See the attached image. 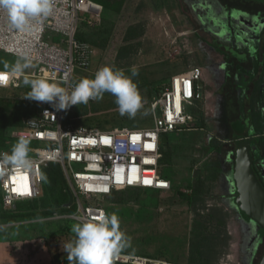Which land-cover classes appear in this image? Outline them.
<instances>
[{"label": "rangeland", "instance_id": "1", "mask_svg": "<svg viewBox=\"0 0 264 264\" xmlns=\"http://www.w3.org/2000/svg\"><path fill=\"white\" fill-rule=\"evenodd\" d=\"M128 35L135 39L127 40ZM54 37L48 30L44 40L55 43ZM263 39L264 0H124L121 11L107 8L102 23L88 31L94 53L86 70L77 69L74 80L92 77L105 65L123 69L127 75L135 67L139 74L133 80L144 106L134 118L121 116L115 97L105 93L99 101L80 104L72 115L90 128L151 127L155 120L152 103L172 75L194 66L206 67L208 61H227L222 53L226 49L240 54L256 45L259 50ZM121 48L130 55L117 58ZM17 58L0 50V70L2 62L12 64ZM34 64L25 74L42 78L41 66ZM220 67L211 71L217 75L230 70L226 65ZM261 81L264 84V72ZM200 85L207 101L188 106L192 116L188 126L169 133V144L163 147L161 173L172 181V188L115 191L98 202L107 213L119 217L120 230L130 237L123 252L184 264H259L264 253L262 227L243 213L228 187L234 156L230 160L227 156L237 137L229 131L226 106L215 104L219 107L216 113L210 109L215 99L209 96L213 88L205 74ZM29 91L20 75H14L9 86L0 87V152L11 151L17 141L14 132L39 110L38 101L24 97ZM262 98L259 111L264 121V90ZM144 111L148 114L143 115ZM235 123L240 134V121ZM60 167L61 181L70 189ZM54 184L57 191L60 183L56 180ZM193 190L200 199L191 206L185 195ZM43 192L42 185L38 198L18 204L19 212L29 214L0 219V264H68L63 246L75 239L71 226L79 220L72 217L73 209L52 213L36 202L29 205ZM0 207L4 208L1 199Z\"/></svg>", "mask_w": 264, "mask_h": 264}, {"label": "built area", "instance_id": "2", "mask_svg": "<svg viewBox=\"0 0 264 264\" xmlns=\"http://www.w3.org/2000/svg\"><path fill=\"white\" fill-rule=\"evenodd\" d=\"M106 9L95 0H53L51 13L29 18V28L24 32L13 29L6 11L0 9V50L17 57L28 53L41 66L42 78L70 90L76 82L77 69L86 70L94 53L89 42L79 38L81 27L99 26ZM48 30L55 33V43L44 40ZM5 75L9 86L14 75ZM202 77L203 69L199 66L172 75L152 103L154 125L142 129L90 128L80 124V117L72 115L80 104L55 110L51 104L38 101L37 114L14 132L17 140L20 136L30 138L29 156L34 167L31 171L11 170L0 175L4 208L15 209L19 203L35 200L42 194L43 170L49 163H59L64 169L73 196L68 208L73 209L72 217L76 220L101 211L107 213L98 200L115 191L170 190L172 181L161 173L162 138L188 126L192 119L188 106L204 98ZM16 176H24L27 181L16 184ZM19 186L26 189L17 191ZM113 261L184 264L123 251Z\"/></svg>", "mask_w": 264, "mask_h": 264}, {"label": "clouds", "instance_id": "3", "mask_svg": "<svg viewBox=\"0 0 264 264\" xmlns=\"http://www.w3.org/2000/svg\"><path fill=\"white\" fill-rule=\"evenodd\" d=\"M53 8V0H0V9L6 11L10 26L20 32L29 28V18L47 17ZM3 63L0 71V86H6L5 73L22 76V83L30 87L24 96L39 102H47L55 110H67L73 105L99 101L105 93L115 97L121 116L134 118L143 108L142 95L134 82L138 69L133 67L131 75L123 69L105 65L92 77H84L75 82L71 89L45 78H31L25 70L35 67L28 53L18 56L14 63ZM147 111L143 115H147ZM30 138L20 136L10 152H0V175L11 170L31 171L34 161L29 156ZM45 180L47 177H43ZM75 239L63 246L68 264H112L122 249L130 245V237L120 230L119 217L115 213L99 212L95 216L81 217L71 226Z\"/></svg>", "mask_w": 264, "mask_h": 264}, {"label": "crops", "instance_id": "4", "mask_svg": "<svg viewBox=\"0 0 264 264\" xmlns=\"http://www.w3.org/2000/svg\"><path fill=\"white\" fill-rule=\"evenodd\" d=\"M88 36V35H87ZM256 45H253V49L246 52H242L239 54L238 51L235 50H224L222 53H225V58L221 59V62L214 63L212 61H208L207 66H203V74L207 77V80L209 84L212 85V93L209 95L211 99H215L214 107H210L212 111L216 113V110L219 108L215 107V104H224L226 106V110H224V114L227 115V120L230 121L229 123V131H232V135L235 137H238L236 124L235 122L240 121L238 125L241 127L240 132L244 133L245 135H249L245 138H251L255 136V127L252 125V120L254 119L252 116V109H251V99L254 95V91L256 88L261 89L263 92L264 90V84L261 81L263 72H264V39H263V46L260 47V49L255 48ZM262 51V53H261ZM261 53V54H260ZM229 58V61H228ZM211 62V63H210ZM220 64V65H219ZM223 65V67L226 65L230 68L229 71L222 72L216 75L214 74L212 68H221L220 66ZM231 66H233V69L231 70ZM216 70V72H217ZM227 73V75H225ZM216 75V76H215ZM240 79V82L238 81ZM228 80V81H227ZM205 98V99H204ZM204 100L207 101L206 96L204 95ZM208 98V102L212 103ZM244 98V99H243ZM237 103L235 104V102ZM249 101L248 103H246ZM237 108H236V107ZM247 122L246 125H244ZM252 130V131H251ZM230 135V134H229ZM168 137V134L165 135ZM238 140L235 139V141ZM169 139L166 143L162 144L163 146H166V144H169ZM177 144V143H175ZM237 147V146H236ZM256 150V148H254ZM163 153V152H162ZM234 156L233 163L230 161H227V167L230 168V163L232 165V170H234L235 166V148L234 150L230 149V153L227 156V160H230L232 156ZM163 158V157H162ZM162 160V159H161ZM231 169V168H230ZM232 170L231 172L228 171L230 178L232 180V185L229 181L228 187L232 190V194H234V190L236 188L235 179L234 176H232Z\"/></svg>", "mask_w": 264, "mask_h": 264}, {"label": "trees", "instance_id": "5", "mask_svg": "<svg viewBox=\"0 0 264 264\" xmlns=\"http://www.w3.org/2000/svg\"><path fill=\"white\" fill-rule=\"evenodd\" d=\"M97 2H100L102 4H104L108 9L114 10V11H121L123 5H124V0H115L114 2H112V0H95ZM132 28V27H131ZM130 28V29H131ZM90 29L86 27V25H82L81 27V32L79 34V38L82 40H86L88 41V31ZM127 40H133L135 39V36H131L128 35L126 36ZM130 54L129 53H125L123 51V48H121L117 54V58L119 59H123L128 57ZM168 84V82L163 86V88L158 92L157 96L160 94V92L165 88V86ZM262 96H263V92L261 91V89L256 88L254 91V95L252 96L251 99V109H252V116H253V126L255 127V136L251 137L253 143H252V154L254 156V161H253V166L254 169L261 181V183L264 186V121L261 120L262 118V114L260 110V103H262ZM238 135V140L241 138H245L249 135H245L244 133L239 134V132L236 133ZM235 141L236 146H237V141ZM168 145V144H166ZM236 146H235V151H236ZM166 147V146H163ZM162 147V152H163V158L161 160V167H162V162L164 161V154L166 153ZM258 151L255 152V148ZM217 149V148H216ZM167 158V157H166ZM214 174V173H213ZM47 177V179L45 180L43 178V196L34 201V202H29V205H32L36 202L37 206H42V208L44 210H46L47 212H55V211H66L69 210L71 208H68L69 203H70V189L68 188V186L63 182V180L61 181V179L63 178V172L62 169L60 167V164L58 163H49L43 170V177ZM232 176H234V170H232ZM56 180L59 181L60 185L58 190H53L54 186H55V182ZM235 195V200L238 201V192L237 189L234 190V194ZM185 198L187 200V202L191 205L194 206L196 204V202L200 199V194L198 193L197 190H193L192 193L186 194ZM1 199V204L3 205V197L2 194L0 196ZM40 202V203H39ZM239 202V201H238ZM28 203V202H25ZM4 207V206H3ZM244 213V212H243ZM29 214V212H19L18 211V205L15 209H4L0 207V219L3 218H12V217H17V216H23ZM263 230V235L262 238L264 236V229ZM261 260V259H260ZM112 264H121L115 261H112Z\"/></svg>", "mask_w": 264, "mask_h": 264}, {"label": "water", "instance_id": "6", "mask_svg": "<svg viewBox=\"0 0 264 264\" xmlns=\"http://www.w3.org/2000/svg\"><path fill=\"white\" fill-rule=\"evenodd\" d=\"M167 140L168 137L163 136L162 142L166 143ZM252 143L251 138L237 141L234 179L241 210L264 229V186L253 166ZM72 203L73 196L70 193L69 205ZM259 264H264V253Z\"/></svg>", "mask_w": 264, "mask_h": 264}, {"label": "bare ground", "instance_id": "7", "mask_svg": "<svg viewBox=\"0 0 264 264\" xmlns=\"http://www.w3.org/2000/svg\"><path fill=\"white\" fill-rule=\"evenodd\" d=\"M15 178V177H14ZM25 177L24 176H16V178H15V180H16V184H20L21 182H24L25 181V179H24ZM27 181V180H26ZM25 181V182H26ZM26 186V185H25ZM25 186H23L22 188H20V186L19 187H16V190L18 191H22V190H25L26 188H25ZM25 188V189H24ZM23 192H25V191H23Z\"/></svg>", "mask_w": 264, "mask_h": 264}, {"label": "snow or ice", "instance_id": "8", "mask_svg": "<svg viewBox=\"0 0 264 264\" xmlns=\"http://www.w3.org/2000/svg\"><path fill=\"white\" fill-rule=\"evenodd\" d=\"M106 190V189H105Z\"/></svg>", "mask_w": 264, "mask_h": 264}]
</instances>
